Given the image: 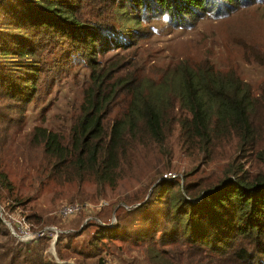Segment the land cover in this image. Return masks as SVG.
Listing matches in <instances>:
<instances>
[{
  "label": "trees",
  "instance_id": "16d2710c",
  "mask_svg": "<svg viewBox=\"0 0 264 264\" xmlns=\"http://www.w3.org/2000/svg\"><path fill=\"white\" fill-rule=\"evenodd\" d=\"M249 1L0 0V99L14 100L16 107L21 105L19 112L26 111L41 77L42 46L49 52L51 47L67 45L84 59L88 85L67 138L35 126L32 140L41 145L59 177L91 180L100 190L115 188L134 145L165 144L167 116L177 115L180 133L200 152L202 146L205 150L214 140L229 137H235L240 147L252 148L258 139L255 114L264 107V93L254 94L251 85L233 72L223 73L202 63L182 61L167 67L158 78L139 77L128 68L127 56L120 54L137 44L143 23L152 19L165 16L174 27H189L206 16L224 17ZM51 40L53 45L47 44ZM109 52L115 54L102 59ZM177 185H156L169 194L160 221L163 228L154 225L141 237L125 240L118 223L108 225L112 216L108 221L96 217L105 224L94 221L96 237L137 245L134 249L117 246L126 255L137 252L127 264H136L140 254L147 264L166 260L264 264V175L251 177L242 167H234L203 189L193 184L171 192V186ZM3 188L8 191L10 182L0 167ZM82 214L85 211L68 218L57 216L67 220ZM25 217L30 222L36 216ZM0 225L5 231L0 233L5 237L0 242V264H58L45 260L47 247L39 243L43 239L51 243V234L19 242L1 220ZM176 241L187 244L177 254L171 246H162ZM89 245L95 246L96 241ZM108 254L115 257L113 252ZM119 259L124 262L126 257ZM98 262L106 264L109 259L101 256Z\"/></svg>",
  "mask_w": 264,
  "mask_h": 264
},
{
  "label": "rangeland",
  "instance_id": "374dc122",
  "mask_svg": "<svg viewBox=\"0 0 264 264\" xmlns=\"http://www.w3.org/2000/svg\"><path fill=\"white\" fill-rule=\"evenodd\" d=\"M138 36L137 44L120 54L127 56L128 68L139 77L158 78L167 67L182 61L202 63L223 73L233 72L251 85L254 94L264 93V0H250L224 17L206 16L189 27H174L162 16L143 23ZM53 43L51 40L47 44ZM63 46L51 47L49 52L47 46H42L41 77L26 111L19 112L21 105L16 107L14 100L0 99V167L10 182L8 191L0 189V202L15 215L35 214L30 220L35 228L55 226L62 230L58 244V236L53 246L46 239L39 241L47 247L43 254L48 263L103 264L98 262L103 256L109 259L106 264H127L128 257L137 252L128 251L126 255L117 246L139 247L96 237L94 221L96 217L104 221L115 217L113 224L118 223L125 240L141 237L154 225L163 228L160 221L169 194L156 185L177 183L171 186V192L193 184L203 189L234 167H242L251 177L264 175V107L260 106L255 114L258 139L252 148L240 147L235 137H229L214 140L205 150L202 146L200 152L182 136L176 124L177 115H172L167 116L169 130L165 144L134 145L121 167L115 188L100 190L91 180L59 177L48 165L41 145L32 140V133L35 126H40L67 138L79 112L83 89L88 85L89 67L67 45ZM113 54L106 53L102 59ZM74 202L88 203L90 207L80 216L58 218L61 205ZM0 228V233H5ZM159 236L160 232L156 233V238ZM4 238L0 235V242ZM93 240L97 248L89 245ZM162 246L165 249L171 246L175 250L173 254H177L187 244L176 241ZM109 252L115 257L109 256ZM121 257H126L124 262L120 261ZM172 262L166 260L162 264ZM136 264H147L142 254Z\"/></svg>",
  "mask_w": 264,
  "mask_h": 264
},
{
  "label": "built area",
  "instance_id": "2783aa9c",
  "mask_svg": "<svg viewBox=\"0 0 264 264\" xmlns=\"http://www.w3.org/2000/svg\"><path fill=\"white\" fill-rule=\"evenodd\" d=\"M89 207L90 206L88 203H65L61 205L58 213L62 218H68L80 212L86 211V209H89ZM0 220L7 226L10 235L19 242H29L44 237L47 234H51L52 244L55 238L58 236V233L62 232L54 226H45L41 229L35 228L25 216H21L19 214L15 215L9 212L7 210V206L3 204H0ZM96 221L101 225H105L97 218ZM113 221H115V217L112 218V221L108 225H112L114 223Z\"/></svg>",
  "mask_w": 264,
  "mask_h": 264
},
{
  "label": "water",
  "instance_id": "95a60500",
  "mask_svg": "<svg viewBox=\"0 0 264 264\" xmlns=\"http://www.w3.org/2000/svg\"><path fill=\"white\" fill-rule=\"evenodd\" d=\"M56 239H57V237L55 238V240L53 241V243H52V246L55 244V242H56Z\"/></svg>",
  "mask_w": 264,
  "mask_h": 264
}]
</instances>
